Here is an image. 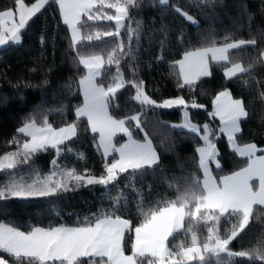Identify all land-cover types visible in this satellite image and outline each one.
I'll return each mask as SVG.
<instances>
[{
  "label": "snow or ice",
  "instance_id": "6c2138e0",
  "mask_svg": "<svg viewBox=\"0 0 264 264\" xmlns=\"http://www.w3.org/2000/svg\"><path fill=\"white\" fill-rule=\"evenodd\" d=\"M208 2L197 0L202 14H208ZM18 4L26 9L22 15L17 14ZM142 4L141 0H13L10 6L0 9V14H13L11 21L0 27V46L23 47L26 33L51 8L56 21L53 43L63 31L68 40V55L77 65L76 73L67 82L56 85L61 101L67 102L65 119L59 123L50 120L41 101L24 112L14 133L5 138L0 174L8 179L0 185V203L10 206L30 198L54 200L85 188L101 191L100 207L95 212L89 209L83 220L77 212L69 214L77 215L73 225L30 224L29 232L25 233L0 221V230L12 235L9 246L13 248L27 247L32 238L41 235L74 243L83 241V260L87 264H96L93 257L97 255L104 264H189L194 260L207 264L206 255L221 254L235 257L236 264L245 260L264 264V241L260 239L258 246L244 245L246 237L251 239L249 231L256 210L264 208V174L257 175L258 183H249L252 169L228 168L220 148L226 143L230 154L246 166L254 156L264 157V138L245 147L238 143L246 135L252 115L250 108L255 107L256 101L264 105V23L253 28L255 13L245 5L246 33L241 32L238 37L235 31L225 29L223 38L217 39L219 32L210 27L193 43L185 31L187 22L199 26L190 10L191 0L187 3L159 0L157 7L162 5L163 11L159 21L153 19L150 28L152 35L159 33L160 39L155 41L156 51L145 49L149 57L143 67L152 69L169 64L170 74L176 77V92L158 96L148 90L145 79L138 74L142 69L136 63L142 46L141 21H135V29L130 21L132 9L142 11ZM261 10L264 11V3ZM169 13L181 18L175 29L165 19ZM99 21L108 24L93 23ZM239 27L244 28L242 24ZM173 31L178 36L175 49L171 47ZM104 38H108L107 43ZM48 40L47 30H41V46L46 47ZM98 42L106 47L93 48ZM149 45L153 46L151 39ZM245 49H251L247 59L233 61V51ZM125 64L130 78L123 70ZM111 66L115 67V73L109 77ZM217 66L222 71L217 72ZM51 71L49 67L45 72L43 86H50L47 76ZM203 78L218 80L204 102L195 91L205 82ZM19 79L15 88L23 101L22 89L35 86L30 82L21 85ZM186 90L188 94L184 95ZM126 93H130L127 103L138 105V110L119 111ZM8 101L9 97L4 96L2 103ZM146 109L152 112L155 124L142 118L148 115ZM164 109H179L182 123L169 125L161 121L157 110ZM191 110L203 111L211 119L194 122ZM82 124L85 132L90 130L93 134L98 164L61 167L54 158L50 161L52 171L43 179L28 183L14 177L10 170L17 164L34 163L32 157L52 150L60 157L69 144L80 142ZM165 127L185 128L193 134L190 157L178 156L175 161L165 157L168 149L157 143L160 128ZM77 155L84 159L86 153L78 151ZM137 178L142 182V198L135 205L137 212H133L134 206L126 199L124 188L129 180ZM113 187L121 192L118 200L109 195ZM6 210L0 208V212ZM202 229H206V235L199 234ZM181 232L184 238L178 242ZM41 262L48 264L45 257L36 264ZM66 264H81L79 253L68 257Z\"/></svg>",
  "mask_w": 264,
  "mask_h": 264
},
{
  "label": "trees",
  "instance_id": "16d2710c",
  "mask_svg": "<svg viewBox=\"0 0 264 264\" xmlns=\"http://www.w3.org/2000/svg\"><path fill=\"white\" fill-rule=\"evenodd\" d=\"M26 2H33V0H26ZM141 2L143 3V10L141 11L140 9L133 8V20L130 21L134 29L137 27L135 21H141L139 36L142 46L138 49L139 56L136 63L138 68L142 70L139 71L138 74L141 78L145 79L148 90L153 94L158 96L171 95L176 92V77L170 74L172 70L169 64L166 63L159 68L153 67L152 69L143 67V65L147 64L149 57V53L146 52L145 49L151 48V51L157 50V47L154 45L155 41L160 39V36L159 33L152 35L150 26L153 19L159 21L163 6L160 5L157 7V5H159V0H141ZM178 2L187 3L188 0H178ZM200 2H204V0H200ZM12 3L13 0H0V9L10 6ZM191 3L192 7L190 10L196 16L199 26L197 27L195 24L187 22L185 31L193 43L201 39V33L210 27L214 31L219 32V36L216 37L217 39L223 38L226 34L225 29L235 31L238 37L241 35V32L246 33L248 19L244 11L245 5H247L248 10L255 13V19L252 21L253 28L264 23V11L261 10V4L264 3V0H210L207 4V8L209 9L207 15L200 12L197 0H191ZM53 7L55 6L53 5ZM165 19L173 26V29L179 26L181 22V18L172 13H169ZM93 23H98L100 26H107L108 24L106 21ZM234 23L236 24L235 28L232 27ZM241 24L244 26L243 29L239 27ZM55 26L56 21L53 18L52 9L50 8L49 11L45 13L44 16H41L33 25L32 30L26 33L23 47L9 44L0 48V155L3 154L5 138L10 137L14 133L24 112L31 111L33 105H38L41 101H44L45 109L49 112V119L57 123L65 119L67 115V102L61 101L56 85L67 82L70 75L76 73L77 65L72 57L68 55V40L63 31L59 33L55 39V43H53L51 37ZM43 29H46L49 34L46 47L41 46L39 41V35ZM104 39L105 43H107L106 41L108 38ZM150 39L152 40L153 46L149 45ZM176 39H178V36L176 32L173 31V41L171 45L173 49L176 48ZM105 43L98 42L93 48H104L106 47ZM86 50L91 51L93 49L88 48ZM250 52L251 49L233 51L232 59L235 62H239L241 59L246 60ZM175 58L178 59L179 56ZM125 59L127 60V58ZM49 67L52 68L51 73L47 76L50 81V86H43L45 72ZM33 68H37L38 71H30ZM123 70L130 78L131 72L128 70V64H125ZM220 71H222V69L217 66V72ZM114 73L115 67L111 66V72L108 73V76L110 77ZM17 77L20 78L19 82L21 85L30 82L35 86L22 89L25 97L23 101L17 95V89L15 88ZM203 79L205 82L195 90L198 91L199 98L202 102L210 96L211 91L216 88L218 83V80L213 81L209 78ZM129 94L130 93H126L125 96L122 97L119 108L120 112L131 111L133 108H137L138 110V105L127 103ZM183 94L187 95V90ZM4 96L9 97L7 104L2 103ZM74 103L75 101H73V104ZM146 111H148V115L142 118L146 121L152 120V123L155 124L156 120L152 112L147 109ZM250 111L252 115L248 120L246 135L239 138V145L247 144L252 141H259L261 138H264V105L256 101L255 107L250 108ZM157 112L160 113L159 119L167 122L169 125L178 123L181 120V111L179 109H164L157 110ZM190 118L194 122L198 121L200 123L211 119L207 117L206 113L198 110H191ZM215 123H218V121L214 122V126ZM80 135L82 137L81 141L75 144H69L60 157L55 156L54 150H52V152H41L31 158L34 163L30 162L19 165L14 170L10 171L16 172L20 169H25L29 172L38 171L40 174H44L50 171V161L54 158H57L61 167H82L86 163L88 166H92L93 163L98 164L99 153L95 152V146L91 140L93 134L90 130L85 132L84 125L82 124ZM192 136L193 134L187 130L165 127L160 128V135L157 137V143L162 149L165 147L168 149V151L164 152L165 157L175 161L178 156H191L193 146ZM220 148L221 151L224 152L225 163L228 168H243L245 166V164L238 160V157H233L230 154V149H228L226 143L220 145ZM68 149L71 150L69 151ZM78 151L86 153L84 159H81L77 155ZM177 171H180L179 163H177ZM0 173H3V170H0ZM6 178H8L6 175L0 174V185ZM141 183L142 182L138 178L132 179L128 181V187L124 188V191L127 192L126 199L131 200L134 206L133 212H137L135 205L140 203L142 198L140 192ZM144 191L146 192L147 189L145 188ZM109 195L114 200L121 198V192L118 187L111 188ZM16 199L18 200L19 198ZM100 203V189H77L76 191L68 192L54 200H48L47 198H30L27 202H17L10 206L0 203V208L7 209L4 212H0V221L8 222L10 226H14L18 230L22 229L25 233L29 232L30 224L47 226L51 223L55 226L64 222L68 225H73L77 220V215H69L70 213L77 212L79 219L83 220L85 216L89 215L88 210L91 209L92 212H95L97 208L100 207ZM252 223L253 226L249 231L251 239L246 237L244 240V245L246 247L258 246L260 239L264 241V208L256 210ZM199 234L201 236L206 235V229H202ZM175 238L176 237H173V239ZM183 238V233L181 232L180 236L177 237V241L179 242V240ZM237 247H239V245H237ZM0 258L7 264H36V262L39 261L34 258L11 255L3 251H0ZM93 259L96 263L103 261L100 258ZM205 259L208 261L207 264H236V258L228 257L227 254H221L219 257L215 255H206ZM47 262L48 264H66V260H51ZM81 264H87V262L83 260V256H81ZM189 264H198V260L190 261ZM242 264H250V262L245 260Z\"/></svg>",
  "mask_w": 264,
  "mask_h": 264
},
{
  "label": "crops",
  "instance_id": "0c3cea01",
  "mask_svg": "<svg viewBox=\"0 0 264 264\" xmlns=\"http://www.w3.org/2000/svg\"><path fill=\"white\" fill-rule=\"evenodd\" d=\"M26 9L18 4V13L24 14ZM12 13L9 12L7 14H0V27L5 26L7 21H11ZM15 23V21H12ZM5 46H0L3 48ZM182 118V113H181ZM185 130L184 128H177ZM188 131V129H187ZM248 144V143H247ZM246 144V145H247ZM245 146V144L240 145ZM252 169V177L249 180V183H258L259 181L256 179L257 175L264 174V157L254 156L253 159L248 160L247 166ZM243 167V168H244ZM13 239L10 233H6L3 230H0V249H3V252L9 253L15 256H23L34 258L37 260H41V257H45L47 261L51 260H66L68 257L79 253L80 257L84 256L85 248L84 242L74 243L71 240H60L46 236H38L34 237L30 240L29 245L27 247H10L9 242ZM15 239L19 240L21 237H15ZM93 258H100L99 255ZM101 259V258H100Z\"/></svg>",
  "mask_w": 264,
  "mask_h": 264
},
{
  "label": "rangeland",
  "instance_id": "374dc122",
  "mask_svg": "<svg viewBox=\"0 0 264 264\" xmlns=\"http://www.w3.org/2000/svg\"><path fill=\"white\" fill-rule=\"evenodd\" d=\"M182 113V112H181ZM180 123H182V118H181V120L178 122V123H174V124H180ZM185 129V128H184ZM185 130H187V129H185ZM189 131V130H188ZM226 139V138H225ZM245 146H246V144H245ZM245 146H242V147H245ZM57 159V158H56ZM211 163V162H210ZM20 164H17V166H19ZM16 166V167H17ZM52 165H51V169H50V171H48V172H45L44 174H40L38 171H27V170H25V169H20L19 171H16V172H14V177L17 179V180H23V181H25V182H28V183H31L33 180H36V179H43V177L45 176V175H47L49 172H51L52 171ZM0 170H2V169H0ZM8 178H6L5 180H4V182H6V180H7ZM3 182V183H4ZM2 183V184H3ZM1 184V185H2ZM9 254V253H8ZM0 264H7L4 260H2L1 258H0ZM96 264H104V262L102 261V262H98V263H96Z\"/></svg>",
  "mask_w": 264,
  "mask_h": 264
}]
</instances>
